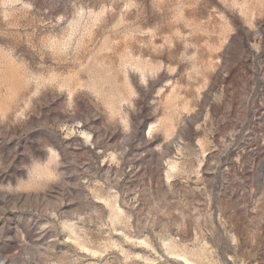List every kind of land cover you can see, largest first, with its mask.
<instances>
[{
  "label": "rangeland",
  "instance_id": "obj_1",
  "mask_svg": "<svg viewBox=\"0 0 264 264\" xmlns=\"http://www.w3.org/2000/svg\"><path fill=\"white\" fill-rule=\"evenodd\" d=\"M0 264H264V0H0Z\"/></svg>",
  "mask_w": 264,
  "mask_h": 264
}]
</instances>
